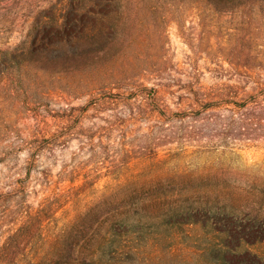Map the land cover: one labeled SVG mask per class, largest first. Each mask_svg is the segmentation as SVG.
I'll use <instances>...</instances> for the list:
<instances>
[{"label": "rangeland", "instance_id": "rangeland-1", "mask_svg": "<svg viewBox=\"0 0 264 264\" xmlns=\"http://www.w3.org/2000/svg\"><path fill=\"white\" fill-rule=\"evenodd\" d=\"M94 5L119 31H77ZM0 75V264H54L77 215L144 197L160 203L131 209L101 264H264L263 216L240 206L264 193V124L241 128L232 102L264 93V3L0 0ZM207 101L215 138L184 139ZM209 241L226 248L201 254Z\"/></svg>", "mask_w": 264, "mask_h": 264}, {"label": "trees", "instance_id": "trees-1", "mask_svg": "<svg viewBox=\"0 0 264 264\" xmlns=\"http://www.w3.org/2000/svg\"><path fill=\"white\" fill-rule=\"evenodd\" d=\"M208 3L215 7L223 8L225 10H231L235 7L251 4V3H264V0H206ZM90 16L93 19V22L82 25L77 31H92L90 32L89 37L92 39L95 37L94 31H119V27L116 23L112 22L110 16L114 14V11L111 9H106V11H100L99 7L94 5V9L89 11ZM122 12V11H121ZM105 23L106 26L101 25V22ZM83 34H77L80 38ZM86 37V36H85ZM82 38V37H81ZM80 38V39H81ZM84 39V38H82ZM78 49V48H77ZM74 49L71 53V58L75 62H87L89 61L90 55H97L102 53V51H80ZM60 59L55 58L54 61ZM3 80V76L0 75V82ZM235 105L234 109H244L243 113L248 115L247 118H243L239 126L244 128L247 124L257 125L258 127L263 126L264 124V93H253L246 99L242 101L233 100ZM216 103L215 101H207L204 104H201V107L195 110V113L200 115L202 112H208L207 116L201 118L199 125L193 126L191 129H188L184 135V139L189 141L202 142V140L211 141L215 138L216 133L213 131L215 126L214 117H216V111H208V109H203L205 106L212 107ZM234 124L231 121L226 124L224 133L228 135L229 132L233 131ZM238 124V123H236ZM217 195L216 201H224V198ZM240 203L245 211L242 214V218L250 217H260L263 216L264 219V193H258L251 191L241 195ZM161 198V197H160ZM159 198L144 197L141 204L134 206H126L122 209H113L107 212V215L103 219H93L94 215L91 212L92 208H89L82 216L77 215L71 224L62 228L56 235L58 240H61L65 243L63 250L59 252L56 259H49V262H54V264H101L100 259V247L106 244L107 242L113 243L117 237L121 236L120 227L122 224H130V213L133 210V213L142 208H152L156 205H159ZM170 197H162L161 202H170ZM139 203V202H138ZM132 209V210H131ZM28 223L33 224V218L27 221ZM117 224V225H115ZM26 227V226H25ZM28 227V225H27ZM100 246V247H98ZM226 245L209 241L201 249V254L216 255L217 253L223 251ZM131 248H133L131 246ZM170 250H176V245H169ZM134 252L139 253L137 247L133 249ZM49 252H45L44 255L38 259H32L31 262L35 264H40L44 259L48 260L47 255ZM217 257V256H216ZM216 257L214 261L217 263ZM221 261V257H218ZM49 264V263H48ZM222 264H228V262H222Z\"/></svg>", "mask_w": 264, "mask_h": 264}]
</instances>
